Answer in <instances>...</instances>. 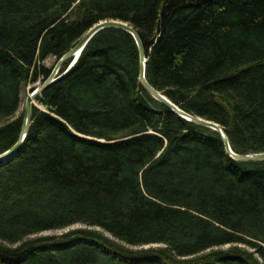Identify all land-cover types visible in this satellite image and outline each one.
<instances>
[{"label": "trees", "instance_id": "trees-1", "mask_svg": "<svg viewBox=\"0 0 264 264\" xmlns=\"http://www.w3.org/2000/svg\"><path fill=\"white\" fill-rule=\"evenodd\" d=\"M105 20L137 30L153 87L264 153V0H0V154L45 62ZM140 67L134 37L104 30L38 98L0 164V264H264V161L232 158ZM76 224L103 231L39 236Z\"/></svg>", "mask_w": 264, "mask_h": 264}, {"label": "water", "instance_id": "water-1", "mask_svg": "<svg viewBox=\"0 0 264 264\" xmlns=\"http://www.w3.org/2000/svg\"><path fill=\"white\" fill-rule=\"evenodd\" d=\"M108 29H116V30H123L125 32L130 33L138 46L139 53H140V60H141V67H140V84L142 87L157 101L164 104L168 108H170L173 112H175L178 116L184 118L185 120L194 123L196 125L211 129L217 132L223 139L228 154L237 161L240 162H259L264 161V153H255V154H238L236 153L231 145V142L225 133L224 128L213 121L206 120L202 117L195 116L192 114L187 113L186 111L182 110L178 105H176L173 101H171L163 92L157 90L153 87L147 79V54L144 48L142 39L137 32V30L129 23L122 22L119 20H105L101 21L100 23L96 24L93 28H91L80 40L79 42L72 48L65 56H63L54 67L51 75L34 89L32 92L29 93L24 109V121L22 130L19 136L18 141L16 144L11 147L6 152L0 154V164L6 163L10 158L14 157L18 151V149L25 143L28 132L30 130L32 121H33V113L34 107L40 108L36 105V102L39 97L42 96L44 91L50 87L52 84L56 83L59 79L63 76L67 75L72 68L76 65L79 61L83 51L88 46V44L92 41V39L98 35L100 32ZM69 63L68 69L64 74L61 73L62 68L65 64Z\"/></svg>", "mask_w": 264, "mask_h": 264}, {"label": "rangeland", "instance_id": "rangeland-1", "mask_svg": "<svg viewBox=\"0 0 264 264\" xmlns=\"http://www.w3.org/2000/svg\"><path fill=\"white\" fill-rule=\"evenodd\" d=\"M45 64L48 67H55L56 64H57V60L54 57H50L45 62ZM40 84H42V83L39 82L36 85L29 86L28 89L23 93V95H22V104H21L19 113H23L24 112L26 101H27V97H28L29 93L32 92V88H34V87L37 88L38 86H40ZM38 105H40V104L38 103ZM40 107H42V106L40 105ZM43 110H44V108H43ZM85 228L103 231L100 228H89L88 226H85V225H82V224H76V225H74L72 227H69V228H66V229L44 232V233L40 234L39 236H60V235H63V234H65V233H67V232H69L71 230H78V229H85ZM146 247H148V246H146Z\"/></svg>", "mask_w": 264, "mask_h": 264}, {"label": "bare ground", "instance_id": "bare-ground-1", "mask_svg": "<svg viewBox=\"0 0 264 264\" xmlns=\"http://www.w3.org/2000/svg\"><path fill=\"white\" fill-rule=\"evenodd\" d=\"M36 105H38V103L36 102ZM40 107V105H38Z\"/></svg>", "mask_w": 264, "mask_h": 264}]
</instances>
